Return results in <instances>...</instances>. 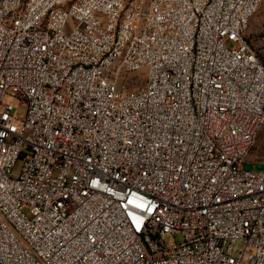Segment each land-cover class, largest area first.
<instances>
[{
	"label": "built area",
	"instance_id": "2783aa9c",
	"mask_svg": "<svg viewBox=\"0 0 264 264\" xmlns=\"http://www.w3.org/2000/svg\"><path fill=\"white\" fill-rule=\"evenodd\" d=\"M261 1L0 0V264H264Z\"/></svg>",
	"mask_w": 264,
	"mask_h": 264
},
{
	"label": "rangeland",
	"instance_id": "374dc122",
	"mask_svg": "<svg viewBox=\"0 0 264 264\" xmlns=\"http://www.w3.org/2000/svg\"><path fill=\"white\" fill-rule=\"evenodd\" d=\"M264 33V0L261 1L258 9L255 13L250 17L246 29L247 36L253 42L257 53L264 62V48L259 44L258 39ZM145 80V70H141L139 73H133L129 76L128 82L125 85L126 90L135 89L143 84ZM26 109L25 103L19 104L18 115L23 116ZM243 167L246 169H255L260 170L264 169V123L260 126L256 141L247 154L245 161L243 163ZM170 241L173 240V235H169ZM175 239H181V233L176 232ZM240 242L236 243V247L240 246Z\"/></svg>",
	"mask_w": 264,
	"mask_h": 264
},
{
	"label": "trees",
	"instance_id": "16d2710c",
	"mask_svg": "<svg viewBox=\"0 0 264 264\" xmlns=\"http://www.w3.org/2000/svg\"><path fill=\"white\" fill-rule=\"evenodd\" d=\"M249 38V37H248ZM250 39V38H249ZM251 40V39H250ZM262 61V60H261ZM263 64H264V62H263Z\"/></svg>",
	"mask_w": 264,
	"mask_h": 264
}]
</instances>
